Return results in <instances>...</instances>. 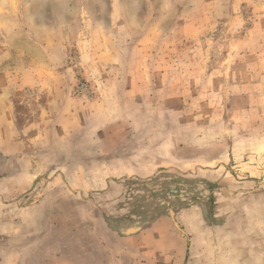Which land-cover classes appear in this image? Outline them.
Masks as SVG:
<instances>
[{
  "label": "rangeland",
  "instance_id": "1",
  "mask_svg": "<svg viewBox=\"0 0 264 264\" xmlns=\"http://www.w3.org/2000/svg\"><path fill=\"white\" fill-rule=\"evenodd\" d=\"M12 125L54 161L31 190L167 215L190 264H264V0H0Z\"/></svg>",
  "mask_w": 264,
  "mask_h": 264
},
{
  "label": "crops",
  "instance_id": "2",
  "mask_svg": "<svg viewBox=\"0 0 264 264\" xmlns=\"http://www.w3.org/2000/svg\"><path fill=\"white\" fill-rule=\"evenodd\" d=\"M23 131L0 129V264H190L188 237L167 215L138 217L126 228L108 206L81 203L76 190H31L45 174L28 164L54 161L32 153Z\"/></svg>",
  "mask_w": 264,
  "mask_h": 264
}]
</instances>
